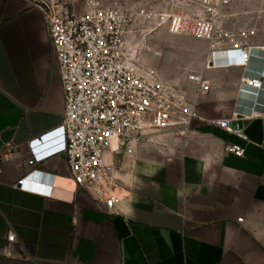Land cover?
I'll use <instances>...</instances> for the list:
<instances>
[{
    "label": "crops",
    "instance_id": "crops-1",
    "mask_svg": "<svg viewBox=\"0 0 264 264\" xmlns=\"http://www.w3.org/2000/svg\"><path fill=\"white\" fill-rule=\"evenodd\" d=\"M260 19L258 41L247 45L251 73L226 66L222 53L210 62L205 41L198 65L190 50L154 62L161 81L195 102L198 118L183 136L155 132L130 153L107 155L120 162L124 198L108 215L68 172L64 95L44 12L32 0H0V151L13 144L18 155L0 164V255L7 264H264V116L247 119L238 107L256 99L240 91L242 79L264 71ZM193 76L207 87L198 95ZM258 100L264 105V88ZM222 121L245 139L214 124ZM24 158L53 180L49 199L13 188L26 173ZM33 184L49 189L44 180Z\"/></svg>",
    "mask_w": 264,
    "mask_h": 264
},
{
    "label": "built area",
    "instance_id": "built-area-1",
    "mask_svg": "<svg viewBox=\"0 0 264 264\" xmlns=\"http://www.w3.org/2000/svg\"><path fill=\"white\" fill-rule=\"evenodd\" d=\"M45 15L50 43L64 95L62 129L66 139L65 158L69 175L79 189L91 190L108 215L123 201L119 157L147 141L155 132L183 136L198 118L195 102L187 92L166 85L155 71L142 66L143 50L152 34L166 30L169 35L190 37L208 44L210 62L222 53L225 65H248L253 47H247L226 26V10L231 0H162L149 8L138 7L132 14L119 0H32ZM77 2V4H76ZM157 56L159 53L154 52ZM244 77L241 92H255L250 106L239 104L247 119L263 117L264 105L258 95L264 88V71ZM198 86L196 95L206 90L200 77H190ZM228 134L245 139L230 128L228 121L214 123ZM116 147H113V142ZM226 152L243 156L239 147ZM16 147L6 144L0 164L17 158ZM33 160L22 159L26 171L13 188L50 198L53 180L34 170ZM44 180L49 189L33 184ZM239 223L242 220L238 221ZM14 235L7 241L14 243Z\"/></svg>",
    "mask_w": 264,
    "mask_h": 264
},
{
    "label": "rangeland",
    "instance_id": "rangeland-1",
    "mask_svg": "<svg viewBox=\"0 0 264 264\" xmlns=\"http://www.w3.org/2000/svg\"><path fill=\"white\" fill-rule=\"evenodd\" d=\"M120 2L130 9L132 14H135L138 7L149 8L162 3V0H120ZM226 16V26L238 41L244 45H252L258 41V35L255 34L253 28L262 24V19L258 20V18L264 16V0H231V4L226 10ZM160 32V36H157L156 33L152 34L147 41V46L158 52L160 57H155L143 50L140 55L143 67L159 74L153 68L154 62L172 54L185 56L183 53H187V50L193 53L190 56L191 64L198 65L200 63L205 50V42L190 37L171 36L165 29ZM7 263V259L0 255V264Z\"/></svg>",
    "mask_w": 264,
    "mask_h": 264
},
{
    "label": "bare ground",
    "instance_id": "bare-ground-1",
    "mask_svg": "<svg viewBox=\"0 0 264 264\" xmlns=\"http://www.w3.org/2000/svg\"><path fill=\"white\" fill-rule=\"evenodd\" d=\"M113 147H116V142L115 141L113 142Z\"/></svg>",
    "mask_w": 264,
    "mask_h": 264
},
{
    "label": "snow or ice",
    "instance_id": "snow-or-ice-1",
    "mask_svg": "<svg viewBox=\"0 0 264 264\" xmlns=\"http://www.w3.org/2000/svg\"><path fill=\"white\" fill-rule=\"evenodd\" d=\"M47 139V138H46ZM10 239H14V237H9Z\"/></svg>",
    "mask_w": 264,
    "mask_h": 264
}]
</instances>
